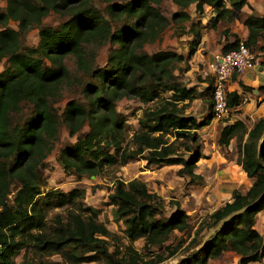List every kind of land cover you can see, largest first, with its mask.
Listing matches in <instances>:
<instances>
[{
  "label": "trees",
  "instance_id": "trees-1",
  "mask_svg": "<svg viewBox=\"0 0 264 264\" xmlns=\"http://www.w3.org/2000/svg\"><path fill=\"white\" fill-rule=\"evenodd\" d=\"M162 1L178 8L172 22L189 23L178 32L190 37L185 56L173 50L142 51L167 24L156 8ZM244 5L247 0H118L105 5L104 15L92 0H5L0 9V61L5 63L0 71V264H14L21 249L32 260L23 257L17 264L101 259L106 264H157L183 245L185 254L175 264H207L223 252L234 253L237 264L261 261L264 237L255 219L264 211V117L250 127L234 120L219 130L217 145L227 148L233 141L235 163L251 183L244 192L232 189L229 200L200 221L191 236L175 242H167L172 232L183 235L190 229L185 211L176 200L168 201L172 209L166 215L164 201L138 179L115 180L108 194L113 220L124 225L123 244L98 220L97 210L84 204L81 189L43 192L38 175L65 128L75 137L56 150L55 160L65 174L95 176L143 160L147 166H179L177 176L198 183L202 176L195 172L196 163L204 157L198 131L212 115L198 120L187 113L200 94L178 81L175 71L187 69L185 62L199 48L203 29L237 19L234 13ZM205 6L212 12L210 22L192 20L188 12L202 15ZM68 7L66 20L53 27L42 25L49 11ZM8 21L16 22V28L8 27ZM116 21L120 24L113 27ZM241 23L247 29L244 44L264 52V15L249 14ZM32 27L37 28V42L27 46L23 34ZM222 36V54L240 41L236 34H231L233 40ZM106 42V61L97 67L96 50ZM205 82L203 91L209 93L211 79ZM67 89H77L80 99L66 97ZM257 90L264 91V85ZM123 98L142 105L135 117L137 127L130 132L115 108ZM225 99L233 112L243 97L228 91ZM61 100L65 102L58 110ZM54 208L62 213H55L47 225L46 212ZM202 229L212 233L196 242ZM139 239L142 254L132 246ZM50 256L59 260L45 259Z\"/></svg>",
  "mask_w": 264,
  "mask_h": 264
},
{
  "label": "rangeland",
  "instance_id": "rangeland-1",
  "mask_svg": "<svg viewBox=\"0 0 264 264\" xmlns=\"http://www.w3.org/2000/svg\"><path fill=\"white\" fill-rule=\"evenodd\" d=\"M117 2L118 0H92V5L105 15V5L108 2ZM256 4L258 12L251 7L249 9H239L234 13L237 19L230 21L221 20L215 28H205L201 31V41L199 53L196 58L188 59L186 63L187 69L183 72L176 70L175 78L187 87H194L199 96L193 99L187 108V113L194 115L198 120L208 113L212 115V122L207 126L202 127L199 131V143L201 146L203 158L196 163L195 172L202 176L198 183H192L188 177H179L176 175V170L179 166H147L143 160L130 161L116 168H107L102 173L95 176L76 177L74 175L65 174L60 165L56 162V150L64 142H73L75 137H69L65 128H61L58 135V140L54 145L53 150L46 156L43 165L38 169L40 180V190L45 192L49 189H59L68 191L72 188H78L83 191V202L85 205L95 208L98 212V220L101 221L106 228L120 237L121 243L126 244V239L123 237L124 225L121 221H114L112 217V206L108 204V194L112 190L115 180H121L126 183L130 179H138L146 184L150 192L155 193L164 201V210L166 215L171 211L172 206L167 204L168 201L176 200L181 209L187 215V222L190 226L188 232L181 235L179 232H172L167 242H175L178 238L187 234L192 235L194 229L200 221L205 220L206 216L214 209L223 204L228 198L233 187H236L240 192H244L247 188V181L243 172L236 167L235 158L236 152L233 141L227 148L218 146L216 143L217 135L221 127V123L227 121L232 111H229L225 117L213 115L211 94L205 93L203 90L206 82L210 78L206 71V58L219 52L223 44V35L229 40L231 34H236L240 41H244L247 35V29L242 25L244 16L249 14L264 15V0H252ZM5 7V0H0V9ZM70 7L59 12L49 11L41 20L42 25L56 26L60 22L69 17L68 10ZM159 13L167 19V24L160 34V37L152 43L143 45L142 51L145 53H153L157 50H173L185 56L187 54V44L190 37L187 33H178L181 26L187 28L188 22H172V15L178 8L170 1H162L156 6ZM188 12V11H187ZM188 14L192 20L198 19L201 24H208L212 16L211 10L205 6L202 15H196L190 10ZM119 21L112 23L113 27L118 26ZM7 26L16 28V22L8 21ZM246 32L245 36L243 33ZM231 38V39H230ZM23 42L27 46H34L37 42V28L32 27L23 34ZM109 43H104L96 50L94 64L97 67L104 65L108 54ZM198 50V49H197ZM195 54V53H194ZM210 58V57H209ZM192 60V61H191ZM190 61V62H189ZM4 59L0 61V71L3 69ZM184 63L180 64L183 66ZM66 97L80 99L77 89L65 90ZM211 101V108H210ZM65 100H61L57 104V109L60 110ZM142 105L130 98H123L116 102V111L123 116L128 126V131L137 127L135 117L140 114ZM84 131V130H83ZM230 148V149H229ZM10 197V196H9ZM55 213H62L60 208L49 209L46 212V223L49 225ZM212 233L211 229H202L196 236V242H204ZM264 236V229L260 232ZM109 250H112L109 241ZM132 246L141 254L145 251L142 249V240H136ZM185 245L181 246L176 253L165 258L157 264H175L185 254ZM158 252L164 254V251L157 249ZM24 249L19 250L13 257V263L17 264L26 257L32 260L29 254H24ZM46 260H59L57 256H50ZM237 257L232 252H223L218 258L212 259L208 264H236ZM80 264H106L104 259L98 261L85 262ZM257 264H264V257Z\"/></svg>",
  "mask_w": 264,
  "mask_h": 264
},
{
  "label": "crops",
  "instance_id": "crops-1",
  "mask_svg": "<svg viewBox=\"0 0 264 264\" xmlns=\"http://www.w3.org/2000/svg\"><path fill=\"white\" fill-rule=\"evenodd\" d=\"M250 7L254 11L258 12L256 9V4L254 5L252 3V0H247V5H244L241 9L247 10ZM245 34L246 32L243 33L244 36ZM200 44L202 45V41H200ZM199 48L198 50L195 51V54H193L190 57L192 58V60H194L197 56L196 54L199 53V50H200ZM210 55H212V53ZM209 57L210 56L206 58V61L209 59ZM240 84L245 86L246 88L245 89L241 88ZM262 85H264V69L261 67V65H258L255 69L248 70L244 73L235 74L230 78L229 81H227V83L225 84L226 92L235 91L237 94H240L243 97V100L241 104L233 110V112L231 113L227 121L224 123H221L220 129L222 128L223 125L231 123L234 120H241L248 127H250L252 123L258 117H264V91L257 90V87L262 86ZM211 122L212 121H210V123ZM236 167L239 168L240 170V167L237 164H236ZM245 181H247V184H248L247 187H248L251 183V180L245 177ZM233 188L236 189V187H233ZM228 200L229 198L226 201ZM255 228L259 233L262 232V230L264 229V211L257 213L256 219H255ZM209 261L207 262V264L209 263ZM257 263L258 262L248 263V264H257ZM236 264H237V260H236Z\"/></svg>",
  "mask_w": 264,
  "mask_h": 264
},
{
  "label": "built area",
  "instance_id": "built-area-1",
  "mask_svg": "<svg viewBox=\"0 0 264 264\" xmlns=\"http://www.w3.org/2000/svg\"><path fill=\"white\" fill-rule=\"evenodd\" d=\"M258 65L264 69V52L248 48L243 41L237 47L224 54L217 52L206 61L205 68L211 78V98L213 115L225 117L229 110L225 99V84L235 74L255 69Z\"/></svg>",
  "mask_w": 264,
  "mask_h": 264
}]
</instances>
